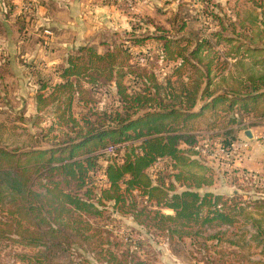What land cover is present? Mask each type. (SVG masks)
Wrapping results in <instances>:
<instances>
[{
	"label": "rangeland",
	"instance_id": "obj_1",
	"mask_svg": "<svg viewBox=\"0 0 264 264\" xmlns=\"http://www.w3.org/2000/svg\"><path fill=\"white\" fill-rule=\"evenodd\" d=\"M252 17L259 19L261 27L254 43L264 46V0H0V147L22 154L34 146L57 145L67 131L74 135L73 128L84 124L85 117L101 120L95 111L115 115L113 108L133 93L153 97L150 102L156 106L162 101L182 107L189 106L194 94V109H198L207 98L201 96L207 81L205 65L194 64L186 55L202 43V61H210L212 69L210 89L222 90L221 75L242 67L228 52L233 44L246 41L245 32L250 30L244 27L251 25ZM165 40H169L168 47ZM261 107L259 112L239 114V122L233 124L234 140L246 143L240 155L222 151L219 143L227 145L224 130L214 135L217 130L209 128V118L198 119L189 131L196 135L190 145H203L205 150L196 161L183 164L180 179L166 173L167 186L174 181L175 190L180 191L193 180L195 189L196 183L204 181L202 191L212 189L225 197L237 191L257 211L264 197V114L260 112L264 104ZM124 149L120 147L119 152ZM2 171L0 187L16 177ZM149 171L155 176L159 173ZM95 179L94 191L99 195L104 178L95 173ZM3 191L0 264H48L41 258L48 245L31 239L33 226H22H28L27 218L15 213L10 190ZM101 209L103 213L84 215L92 225L88 230L92 238L85 242L75 235L71 246H56L52 264H85L84 256L89 257L88 264H106L95 256L125 234L144 240L155 264H207L209 259L224 264L227 258L237 264L238 255L233 258L229 253L240 249L235 232L245 231L247 238L255 232L251 219L239 214L232 225L213 220L202 224L193 236L171 240L148 230L140 222L146 216L137 217L133 208L132 213L119 212L111 202ZM254 241L249 257L264 261V250ZM20 253L27 255L25 260Z\"/></svg>",
	"mask_w": 264,
	"mask_h": 264
},
{
	"label": "trees",
	"instance_id": "obj_2",
	"mask_svg": "<svg viewBox=\"0 0 264 264\" xmlns=\"http://www.w3.org/2000/svg\"><path fill=\"white\" fill-rule=\"evenodd\" d=\"M250 21L251 25L244 27L250 30L245 32L246 41L233 44L228 52L242 67L221 75L222 90L210 89L212 69L210 61H202V43L197 44L188 57L186 55L185 58L190 57L194 64L205 65L203 76L207 81L201 96L207 98L198 109H194V94L189 106L182 107L163 105L162 101L157 103L162 105L156 106L150 102L153 97L133 93L129 100L122 97L120 104L113 108L115 115L107 110L95 111L98 116L102 115L101 120L93 121L85 117L84 124L73 128L75 134L67 131L66 137L57 145L34 146L22 154L0 147V162L9 161L0 165V169L4 174H16L7 183H2L0 190L4 194L3 190L9 189L10 195L15 198V213L27 218L28 226H22L26 229L33 226L35 235L31 239H42L48 245V250L41 255L46 263H53L56 246H71L73 236L80 235L88 242L94 234L88 232L92 225L84 219V215L103 213L101 208L112 202L116 211L132 213L130 208H133L137 217L146 216L140 222H145L148 230H156L152 233L165 234L171 240L177 236L181 239L193 236L202 224L213 220L232 225L236 222L235 216L243 214L251 219L255 232L253 237L247 238L245 231H236V244L240 249H230L229 253L233 254V258L238 255L237 264H264L262 259L252 261L249 257V251L255 246L254 240L264 250V197L261 199L263 204H259L256 211L241 200L237 191L225 197L212 189L202 191L200 187L204 181L196 183L193 189V180L185 189L178 191L174 188V181H171V187L165 181L166 173L176 180L180 179L184 172L183 164L199 158L202 145H190L196 135L189 134L198 119L209 118L206 119L209 128L217 130L213 131L214 135L224 130V143L229 145L237 138L233 127L240 120L237 116L262 110L264 46L254 43L259 40V19L252 17ZM165 46H169V40H165ZM245 59L249 61L244 62ZM130 108H135L133 113L128 112ZM122 110L127 111L126 115ZM140 110L143 111L139 113ZM260 112L264 114V110ZM115 119L117 121L113 123ZM111 143L120 146L117 155L109 157L102 149ZM120 147H125L124 153L119 152ZM159 158H163V164L157 167ZM150 168L159 171L158 175L150 173ZM95 173H101L105 183V187H100L99 195H95L94 191L98 182ZM184 176L189 178L186 174ZM152 204L158 207L153 208ZM163 206L173 212L163 211ZM228 241L235 243L233 239ZM145 244L142 239L121 235L114 243L111 242L110 247L101 248L95 258L106 264H155ZM20 255L23 260L27 257L25 253ZM83 262L88 264L89 257L84 256ZM207 262L215 264L211 259ZM232 262L229 258L224 260V264Z\"/></svg>",
	"mask_w": 264,
	"mask_h": 264
},
{
	"label": "built area",
	"instance_id": "obj_3",
	"mask_svg": "<svg viewBox=\"0 0 264 264\" xmlns=\"http://www.w3.org/2000/svg\"><path fill=\"white\" fill-rule=\"evenodd\" d=\"M221 145V150L226 152V153H237V155H240L241 152H242V148H243V145L246 143L242 142V141H237V140H234L232 141L229 145H224L223 143H219ZM120 145L118 144H108L106 147H104L102 149V151L108 155L109 157H112L114 155H117L118 153V147ZM203 146V145H202ZM200 146L201 150H205L204 147ZM199 147V145L197 146ZM209 154H211V152H209ZM241 157V156H240ZM163 161V158H159L157 161H156V165H158V163L162 162ZM102 175V174H101ZM103 176V175H102Z\"/></svg>",
	"mask_w": 264,
	"mask_h": 264
},
{
	"label": "water",
	"instance_id": "obj_4",
	"mask_svg": "<svg viewBox=\"0 0 264 264\" xmlns=\"http://www.w3.org/2000/svg\"><path fill=\"white\" fill-rule=\"evenodd\" d=\"M248 134H249V136H252L253 134L250 132V130L248 131Z\"/></svg>",
	"mask_w": 264,
	"mask_h": 264
}]
</instances>
